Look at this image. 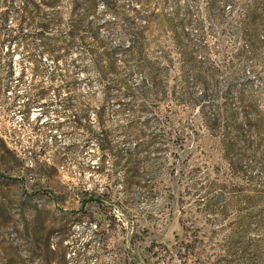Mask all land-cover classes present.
Masks as SVG:
<instances>
[{"label":"rangeland","instance_id":"1","mask_svg":"<svg viewBox=\"0 0 264 264\" xmlns=\"http://www.w3.org/2000/svg\"><path fill=\"white\" fill-rule=\"evenodd\" d=\"M109 1L90 12L78 1L68 49V0L59 19L21 18L10 0L0 24V264H264V22L246 23L256 0ZM136 30L141 54L125 48ZM108 55L131 94L105 93ZM213 113L218 128L204 123ZM231 113L254 125L251 148L223 140ZM97 133L131 159L105 154L99 168ZM243 222L245 258L228 244Z\"/></svg>","mask_w":264,"mask_h":264},{"label":"trees","instance_id":"2","mask_svg":"<svg viewBox=\"0 0 264 264\" xmlns=\"http://www.w3.org/2000/svg\"><path fill=\"white\" fill-rule=\"evenodd\" d=\"M71 3V10L68 16L67 21V31L64 39V47L68 49L74 42L77 35H79L80 29H81V23H82V17H79L76 12V6L79 0H68ZM110 2L109 0H107ZM62 0H22V11L21 15H19L21 18H25L28 9L31 8L32 13L34 16H37L36 18H40L43 15H46V10L48 9L49 13H53L55 19H59L60 15V9L59 6L61 4ZM85 2V12L93 11L95 7L96 0H84ZM0 5L2 7L6 6V8H2L0 10V24H3L5 19L7 18V8L10 5V0H0ZM30 12V11H29ZM247 25L252 28L254 31L257 30V28L264 22V0H256L248 9L247 15ZM126 21L130 26H133V22L130 19V17H125ZM52 17L46 16V18H43L39 21V29L37 33L35 34L36 37L43 38L44 34H47V32L50 30L52 26ZM1 30V26H0ZM8 36H12L10 32L7 33ZM133 39L127 45H125L126 49H129L130 51L136 52L137 54L142 53V32L139 30H136L133 34ZM92 36H94V31L92 33ZM175 43L177 47L181 50L184 48V43L180 39H175ZM52 46L47 47V50H52ZM108 59V71L112 73V79L111 81L105 83V93L107 96L114 95H120V94H131L133 92V88L129 85H126L123 80L121 79H115V65L113 61L112 55L107 56ZM98 62V59H96ZM192 62V59L190 56H186L183 58V64L186 66L190 65ZM99 64V62H98ZM145 65V63H144ZM196 65L194 62L190 66ZM198 67V66H197ZM100 68V76L103 78L106 76L107 71L103 69L102 65H99ZM149 78L151 79V85L152 88H154L156 91H160L163 94H165V83L163 79H160L158 75L155 73H149ZM251 110H257L256 104L254 101L250 102ZM233 113L229 116V122H227L228 129L224 132L223 140L225 141L226 145L230 147H235L237 145H244L246 148H251L253 145V142L249 138V132L254 130V125L250 122H235L233 121ZM218 115L216 113H213L212 117H210L209 120H205L204 123L210 127V128H218ZM258 120H261V117L258 118ZM257 125V124H256ZM255 125V126H256ZM97 144L98 148L101 151V156L99 159V168H101L102 159L105 154H109L113 157L114 163H120L123 160L131 159L130 152L121 151L119 149H112L109 145L107 138L103 133H97L96 134ZM261 146V142H259V147ZM247 224L243 222L239 228L233 230L230 233V240L228 241V244L230 246V243L238 242L241 246L239 257L245 258V252H247L248 247H250L253 242H248L243 239L244 233L246 230ZM256 245V243H255ZM260 250L257 248L254 249L251 253L252 255L259 257L260 256Z\"/></svg>","mask_w":264,"mask_h":264}]
</instances>
